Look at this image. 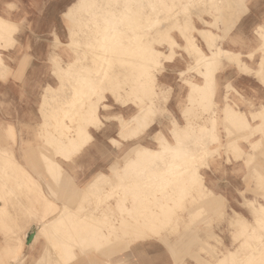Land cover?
<instances>
[{
	"label": "rangeland",
	"instance_id": "rangeland-1",
	"mask_svg": "<svg viewBox=\"0 0 264 264\" xmlns=\"http://www.w3.org/2000/svg\"><path fill=\"white\" fill-rule=\"evenodd\" d=\"M164 1H165L164 4L166 6H164V4L162 3ZM164 1L162 0V2H161V0H148L149 3H146L148 5V7L146 5V9L143 7L142 4H139V6L135 5V7L136 6L139 7V8L136 7V9L138 8L137 12H139V14L135 13V17L138 18L136 20L138 22H140L139 19H141V23H138L137 21L136 22L138 24H143L144 22H147L146 27H145V23L143 24V26H144L143 29H144L145 39H146L147 43L149 42L148 46L159 49L162 53L161 54L162 62H164V65L161 68H159V72H156L157 73V79L153 81V85H154L153 88H154V90L159 91L160 94L166 95V97L168 99L167 102H160L159 108L157 109L156 113L152 117L153 122H154L152 127L143 136H141V138L139 140L124 142L122 144L112 140V138H116L118 140L121 139L120 134H119V125H118L117 116H119V115H124V116L131 115V114L135 113V111L137 110V107H135L133 104L125 106L123 104V100H121V99L117 100L115 98V96H111L110 93H107L108 100L106 101V103L109 104L110 106L107 108L108 111L102 110V114L111 115V117L109 118L110 120H107L105 117H103L105 125L101 128V130H96V129L91 130V132L94 136L93 142H91L89 145L85 146V149L80 154L76 155L73 158V160H71L70 162H67V163L62 162L64 170L63 169H61L60 171L56 170L54 162H56L55 160H57L59 162L62 161L63 150L61 147H59L57 145L58 143L56 144L57 140L55 139V135L57 136L58 130L60 131L62 129H67L66 124H69L71 117L78 116V111L80 110V105H81L80 100L82 97L80 94V91H84V90L88 91L89 90V93H91L93 91V86H94V84H92L93 83L92 79H88V81H86V80L83 81L81 79V76H82V75H80L81 73L80 74L75 73L76 75L74 76V74H72L70 72L63 74L61 72L55 71L56 65L58 67L65 66L66 62H69L71 60H75L74 58L77 56L76 55L77 53H75V51H73L71 49V47L68 45V43L70 41L69 27L71 26V21L69 20L67 12L65 13L66 15H64L65 23L67 25V30L65 32L67 35L64 37L54 36V41L52 43V53L50 54L49 59H48L50 65L52 67L51 68V75L54 78V80H53L54 82L49 81V82H46L44 85L39 86V93H37V94L36 93L30 94L29 92L21 91L20 93L16 94L17 98H14L13 95H10L8 93L5 95V98L0 102V108L2 110H6V113H15V114L17 113L16 116H12V115L7 114V116H1L0 117V157H1V159H0V169H1L0 170V181H2V180L4 181L3 182L4 184L2 183V185L0 182V189H1L0 190V264H34L38 260L37 258H39V259L41 257L43 258V255L48 256L47 258L50 259V260L42 261V262H44V264H63V259H62V257L58 256V254H59L58 251L49 250V245H51V244L53 245L55 242H61L63 244L66 243V244H64V245H66V247H70L72 252L77 253L78 259H80L79 262L82 261L83 259H87L88 256H92L95 259H97L100 264H127L124 261H121L119 259L112 260V257L116 256L118 253H120L124 249L123 247L126 245L125 240L120 241V242L110 243V244L106 243L107 245L105 244V247H103V249L101 248V250L100 249L99 250H95V249L87 250V249H84L86 247L85 244L82 243L81 239H79V238H81V234L79 236V233H81V231H83L82 230V229H84V228H82L83 226H87V227L89 226V228L93 229L92 224H94L95 230L93 229V231H92V229H90V231L88 233V231L86 229V235L87 236L93 235L96 232V230L98 229V227H99V230H101V228L103 226H101L100 224L104 223L103 221H101L102 220L101 215L103 216V218L106 216L105 218L107 221H108V219L110 220V219L114 218L116 215L121 213L120 211L122 209V206H120V205H122L121 202L123 200H124L123 204L125 203L127 205H131L133 202H135V201L137 202V200H139L137 203L140 206H137V208L138 207H139L138 209L146 208V204L149 203V200H151V198H154L153 193L155 192V189L154 190H147V189L142 190V189H139L138 187H135V189L134 188H131V189L128 188L127 189L130 191L123 189L124 191L122 190L119 193L117 190L116 191L112 190L113 189L112 184H104V186H102V188L99 189V191L98 190L94 191L87 198V200L85 202H83L84 207H82V210L84 212L82 210L78 211L79 213L81 212V215L83 214L82 217H81V215L78 216L80 219L77 217L76 213H77L78 208L80 207L79 205H81L82 203H81V195L79 194L77 189L79 187H83L85 185V183L87 181H89V179L95 173H97L99 171L109 172L110 171L109 166L113 163V161L118 160L121 163L124 162L125 161V152L135 142L139 141L143 144L155 147V144L152 140L153 134L157 130L161 129L164 131V133L167 136H170L169 135V129L172 126V120L173 119L178 120V122L181 125L187 123V120L185 117V110L187 109V105H189V103H190L189 98H188L190 82H193V81L201 82L202 81L201 73H200L202 67H200L198 64H196L197 63V57L193 56V54L194 55H196V54H195L193 48H191L192 46L190 44H188V45L186 44L185 39H184V35L186 33L194 35L196 37L194 42L197 43L203 49L204 52L210 53L209 45H207V43L203 40V37L201 36V34L193 28L190 31V28L192 26H194V27L196 26L198 28H210L211 30H213L214 32H216L218 34L217 39L213 44L214 45L213 48H215L216 46H220V47L224 48V41L229 40L227 47L224 49H229V50H233V51H240L243 54V52H242L243 49H247L250 52L255 51L256 49H259V47L261 46V43H262L261 36H259V34H257L258 33L257 29H258L259 25H264V0H262L259 3H254V0H245L244 3L247 5V7L249 9L247 13L251 14L249 16V18H252V22H250L251 23L250 27L252 28V30H251V32H249L251 34L249 36L238 37V38L232 40V43H231V40L229 38H230L231 34L234 32V30L236 28H238V26L235 29H233L230 33H227V26L226 25L228 23L224 24V22H222L223 19L221 18L220 15H218V9H217L219 7V8H221V10H224V9H222L224 4L226 5V3H229L228 2L229 0H227V1L226 0H221V1L220 0H206V3H205V0H203L205 4L203 3L202 0H196V1L195 0H191V1L189 0V2L187 0H185V1L184 0H179V1L175 0L176 3L173 0H171V1L169 0V2H168V0L167 1L164 0ZM214 1H216V5L213 6V4L215 3ZM233 1H235V0H232L230 2L234 3ZM237 1L239 2V0H237ZM146 2H147V0H146ZM199 2L201 4V6L198 5ZM154 3H155V6H152V4L154 5ZM161 3L163 4L162 6H160ZM178 3H179V5H178ZM202 3H203V6H202ZM206 4H208V5H206ZM157 5L160 7H164V9L158 7ZM211 5L213 6V8ZM140 6H141V8H140ZM156 6H157V8H156ZM171 6H173V7L176 6L175 8H177V9H174ZM215 6H217V8H215ZM153 7H155L154 8L155 10H153ZM167 7L171 13L167 10ZM148 8L151 11L152 10L153 11L151 12ZM158 8H160L159 11H161V10L163 11L166 9L167 12L165 10L163 12L164 14L162 13L160 15V13L162 11L157 12ZM171 8H173V11ZM202 8H203V10H202ZM144 9H145V11H143ZM192 9H194V10H192ZM178 10H180V11H178ZM141 11H143L144 13H142ZM154 11H156V12H154ZM190 11H192V12L190 13ZM140 13H141L143 18L140 17ZM165 13L166 14L168 13L169 15L168 16L166 15L167 16L166 17V16H164ZM187 13L189 14V16L186 15ZM192 13H194V14H192ZM207 13H210V14H207ZM137 14H138V16H137ZM144 15H147L148 17L150 15V17L147 18V16H144ZM156 15H157V17L163 16L164 21L161 19L162 17L157 18ZM184 15H186V17H188V18L191 16V20H190V18L188 20V18H186ZM151 16H152V18H154V17L155 18L152 20ZM176 16H178V17H176ZM135 17H133V18H135ZM241 17L243 18V16H241ZM242 18L240 20H242ZM150 19L152 20V22L150 21ZM143 20H144V22H143ZM186 20H187V22H186ZM203 20L209 21L210 24L203 23L204 22ZM126 21H127V19H126ZM126 21H123V23L127 24ZM148 21H150V22H148ZM173 21H174V23H172ZM158 22H159V24H158ZM240 22H243V21H239V23ZM190 23H191V26H190ZM152 24H154L153 25L154 27L152 26ZM215 24L218 27L214 26ZM167 25H168V27L169 26L170 27L168 28ZM160 26H161V28L163 26L162 30H161ZM181 27H183V28H181ZM136 28L133 29L132 33L137 32V31L140 32V30H138L139 28H137V29ZM164 28L166 30H164ZM179 28H180V30H179ZM224 29H225V31H224ZM156 31L159 34V38L157 37L158 34H156L157 33ZM160 31H163V34ZM233 34H235V33H233ZM155 35H157V36H155ZM162 35H164V38ZM150 36H152V38ZM148 37L150 40L148 39ZM153 38H157V39H153ZM164 39H167L169 42L167 40H164ZM157 41H159V42L156 43ZM171 41H173L174 45H177L178 42L181 45V46H175L174 52H172L171 49H169ZM57 42H59V43H57ZM97 42L95 41L96 44H97ZM83 43H84V40L77 41V43L75 44L76 48H78V47L80 48V46L84 45ZM95 43L94 44L92 43L93 45L90 44L89 47L93 48L94 45L96 46ZM230 44H232V46H234V48L230 49V47H228ZM136 47H138V45H134V48H135L134 52L136 51L137 56H138L142 53H140L141 49L136 48ZM96 48H98V46ZM126 51H127V53L129 52L128 50H124V52H126ZM166 53H168V55H166ZM123 55L125 56L126 53ZM172 57H174V58L171 60ZM242 58L244 61H246L248 63V65L252 69H257L259 66L258 63L264 61V51H262L261 49L258 50V52H256V54L254 56V59H250L249 57L245 56L244 54H243ZM178 60L182 61L184 63L183 68H180L181 66L178 63ZM122 62L120 61V64H122L120 66H118L119 64H117L119 62L116 63L117 65L113 63L114 65L111 68L112 70H110V71L113 72V73H111L112 74L111 78L114 77L113 78L114 81H112V79L110 78L111 79L110 82H114L116 84V86L114 83H112V84L110 83V84L112 85L113 89H116L118 86V89L121 91L122 94H124V90H122V88L120 86L125 85L126 83L131 82L134 79L139 80L141 73H137V71L141 72V65H139L140 61H138L137 62L138 64L135 63V65L137 64L136 66L133 64L132 67L130 68L127 61L124 60V62L127 64H126V67H123L124 62L123 63ZM93 65H95V66H93ZM93 65H92L93 67L91 66V68H93V70L91 69V71H96L95 69L98 68V65L97 64H93ZM121 66H122V68H121ZM118 67H119V69L121 68L123 70L122 71H121V69L119 70ZM127 67H129V69H127ZM229 68L231 70L229 72L225 73L226 70H228ZM80 69L83 70V67L80 66ZM136 69H139L140 71L136 70ZM135 70H136V73H135ZM183 70H185V72H184V74H181V71H183ZM117 71H121V73L118 75L119 72H117ZM123 71H125V72H123ZM126 71H129V72H127L128 74L126 73ZM196 71H198V72H196ZM232 71L236 74H243L239 69L236 68L235 65L227 63L226 61H223L221 63L219 72L217 74V86H215V88L217 90L216 92L219 94V92H220V81H222V80L226 81V85L224 87V92H223V94H224L223 98L224 99L221 100L219 98V96H216L217 97L216 101L218 102L217 106H209V104H208V106L201 107L198 105L197 102H195V105L192 106V109H191V115H189V116H191L192 120H194V121L201 120L202 118H205V120L208 122V124H213V123H211V121H209V118L212 115H214L213 113L215 112L217 115V119H218L217 125H215L214 128H212V130L214 129L215 131L210 130L211 135L208 134L207 137L205 138V142L208 145L207 148L211 149L208 153L209 155H207L206 159H204L203 161L198 160L196 162V165L200 166V167L198 166L199 173L202 174L203 178L200 175L198 176V173L197 174L195 173L193 175H190L192 177L185 176L184 177L185 181H184V178L182 177L183 178V181L181 179L182 182L180 181V178H181L180 177L175 183L177 185L173 184L176 187L177 186L180 187L181 185H184L186 188L183 189L184 191L183 190L177 191V193L174 196L172 194V195H169V197H167V199H169V204H168L169 206L167 205L165 207H161V209L159 208L160 210L164 209V211L167 208L166 211L164 212V213H166L167 216L164 217V219H162V221L157 226V229L151 234L150 237L144 238L145 240L161 243V245L166 248L167 254L171 259L170 264L175 262L174 257L181 258L182 259L181 264H201V263L202 264H214L215 262H219L220 261L219 259L221 257H223V255L225 253L229 252V250H233L239 246H241L240 247L241 248V251H240L241 254L239 256H237L235 259H233V261H231V263L229 262L228 264H234L235 262H236L235 264H243V262H244V264H251V263H253V264L254 263L255 264H260V263L264 264V262H263V260H264L263 259L264 258V255H263L264 254V247L262 246V245H264V237H260V236H262L261 231H264V226H263L264 222L258 224L259 222L255 219V217L251 214V212L249 210V203L253 202L255 204H258V203L264 204V125L262 124L263 126L262 125L258 126L260 128H257V129L254 128V129H250V130H245V129H240V128L230 129V127H228L227 124L221 119L222 107L225 104V99L234 108L243 110L251 118V112H255L257 109L260 108L261 104H264V96L263 97H260V96L259 97H248L244 93H242L238 89V87L234 84L233 80L231 78H229V76H228ZM114 73H115V75H114ZM133 73H134V76H132ZM58 75H60V78ZM129 75L131 76V78ZM248 75H250V77H252V78L254 77L256 80H258V84H260V86H262V88L264 89V83L262 80H260L257 77L256 71L252 70L250 73H248ZM119 76H120V78H119ZM124 76H125V78H123ZM136 76H137V78H136ZM116 77H117V79L115 80ZM120 79H122V80L120 81ZM130 79H132V80H130ZM106 80H105V83L108 82V80H107V82H106ZM147 80L148 81H146V82L144 81V84H145V87L147 89H149V86H151V81H149V77ZM69 81H70V83H69ZM71 82H72V84H71ZM116 82L117 83L119 82V84H117ZM105 83H104V85H105ZM48 84L53 85V86H58V91H57L58 94L56 93L54 100L52 99V101L48 104L46 109L43 111V110H41V106H40L41 97H42V93L45 90V87ZM77 84H78V88H77ZM82 84L84 86H82ZM87 84H88V86H87ZM74 86H76V87H74ZM67 87H68V89H67ZM69 87H70V89H69ZM70 90H71V92H70ZM75 90H77V91H75ZM74 92H78V93H76L74 95ZM97 93L94 94V92H93V94H91V99L96 98L98 95ZM139 93L141 95H143L142 91H140ZM151 96L145 95V99H146L145 102L146 103H149L151 101ZM76 99H78V100H76ZM73 100L74 101L76 100L77 102L75 104L71 103ZM86 101L88 102L87 98H85V103H86ZM77 103L79 105H77ZM82 105H84V102ZM72 108L73 109L76 108V109L73 110ZM213 110H214V112H213ZM70 111H72V112H70ZM45 118L48 119L47 123H45ZM108 121H110V122H108ZM256 123H258V121H252V124H256ZM214 132H215V134L220 136L219 139H217V138L214 139V136L212 135V134H214ZM232 132L234 133V135L237 134L236 135L237 137L234 135H233L234 136L233 137L231 135V134H233ZM249 132H250V134H248ZM51 135H53L54 138ZM234 138L236 141L234 140ZM231 139H233L234 142H237L241 146L243 145L242 148L244 149L243 150L244 152L242 150H239V151L235 150V152H234V149L227 150V147L223 144H226L227 141H229ZM252 141H255V143H252ZM28 144H31V145L28 147ZM195 144L196 143H194L193 145H195ZM27 147L30 150L28 154H26V152L24 151ZM39 147H40V149H39ZM47 149H49V150L47 151ZM216 150H217V152H216ZM41 151H43V152H41ZM232 152H234V154ZM255 152H256V154H255ZM47 153L49 154V156ZM249 153H250V155H248ZM52 154H54V155H52ZM252 154H253V156H252ZM235 155H237V157ZM46 156H48V157H46ZM250 159H251V161H250ZM96 160L101 161L102 163L101 164H94V161H96ZM161 165L162 164H159V166H161ZM258 165H260L261 169L263 168V170H261L260 166H258ZM38 166H40V167H38ZM247 166L248 167L250 166V167L247 169ZM2 167H5V168H2ZM6 169L8 172L6 171ZM250 169H251V171H250ZM21 170H23V172ZM35 170H36V173L34 172ZM249 171H250V173H249ZM261 171L263 173H261ZM6 173H8V175ZM12 173L14 175H12ZM23 174H25V175H23ZM19 176H21V178H19ZM22 176H24V179L22 178ZM194 176H195V178L193 179ZM26 177L30 178V179L27 180ZM12 180H13V182L14 181L15 182L13 183ZM116 180H111L109 182H112V181L116 182ZM190 180H192V181H190ZM159 181L161 184L165 180H162V178H160ZM8 182H10V183H8ZM12 183L18 185V187L16 186L15 189L19 188L21 186V183H22V185H25V184L26 185H25V187L21 186L20 190L19 189L15 190V189H13L14 188L13 186H15V185H13ZM30 183L31 184L33 183V184L31 185ZM68 183L70 184L71 187L69 186ZM8 184H9L10 188H9ZM11 184H12V187H11ZM71 184H73V185H71ZM135 184H138V182ZM163 184H165V182ZM179 184H181V185H179ZM202 184H205L211 192H207V190L203 191L204 187ZM188 185H189V187H188ZM175 186H173V187H175ZM27 187L29 188V189H26L27 191L23 190ZM72 187H73V189H72ZM168 187H170V189H171L172 185L171 186L169 185ZM11 189H13V190H11ZM39 189L41 190V192ZM167 189H169V188H167ZM167 189L166 188L163 189V191H162L163 194L168 193ZM247 189H249V191ZM251 189H253V190H251ZM6 190H7V192H6ZM9 190H11V191L8 192ZM17 190H19L20 193ZM22 190H23V192H22ZM260 190H261V192H260ZM13 191H14V193H13ZM111 191H113V193ZM145 191H146V194H145ZM254 191H255V193H254ZM4 192H6V193H4ZM30 192H32V193H30ZM132 192L136 193L137 195L133 194ZM22 193H24V194L27 193V194L25 196L23 194L22 195L23 197H20L19 194L21 195ZM45 193L54 202L48 200L45 197ZM161 193L159 192V195H161ZM218 193H229L230 195L219 196V195H217ZM8 194H9L10 198H6V197H8ZM41 194H42V196H41ZM62 194H63V197H62ZM10 195H12V198ZM211 195H216V196H211ZM13 196H14L15 201H17V203L15 201H13ZM26 196H28V198ZM64 196H65V198H64ZM24 197H26L28 200H26V198L24 199ZM139 197L140 198L142 197V198L140 199ZM172 197H173V199L175 198L176 201L175 200L172 201L171 200ZM191 197H192V199H191ZM66 198H67V200L69 199L68 203L66 201ZM79 198H80V200H79ZM147 198H149V200L146 203L145 201L147 200ZM160 198H162V197H160ZM160 198H159V200H161ZM10 199H11V201H13L14 204L13 203L10 204L11 203V202H9ZM23 199L25 201H23ZM37 199L38 200L40 199L39 201H41V202L37 201ZM120 199H121V201H120ZM159 200H158L159 203L164 201L163 198L161 201H159ZM199 200H201V201H199ZM20 201L22 203H20ZM30 201H31V203H30ZM198 201L201 203H197ZM142 202L144 203V207H142V205H141ZM158 202H156V203H158ZM7 203L9 206L7 205ZM39 203H41V204H39ZM63 203L67 204L70 207L69 208L70 211L68 212L69 216L67 215L66 220H64V222H63L64 224L62 223L61 227H60V225H58V226L50 225L47 227L48 230H46V228H44L43 229L44 231L41 228L38 229L37 230L38 234H37V238H36L37 243L31 244V241L29 240L30 237L28 238V234L30 232H33L32 231V225L41 224V226H42L44 221H46L50 217H55L59 211L58 206H62ZM117 203L120 205H118ZM20 204L25 205L26 207L29 204L30 205L27 207L28 208L27 209L25 206H22ZM31 204H33V205H31ZM46 205H47V207H46ZM55 205H58L57 206L58 208ZM217 205L218 206L220 205L219 207H221V208H218ZM7 206H8V209H6ZM31 207H34V209ZM119 207H120V210H119ZM213 207H214V209H217V211L214 210ZM205 208L206 209L209 208L210 210L208 209L209 210L208 211ZM196 209H198V210H196ZM38 210H39V212H38ZM71 211H73V212H71ZM115 211H116V213H115ZM171 211H173L174 213H172ZM213 211H215V212H213ZM234 211L238 212V215L240 217L249 221L248 226L246 228H243L241 225H237L234 227L230 224L231 218L236 216ZM109 212H110V214L112 213L111 216L109 215ZM74 213H75V216H74ZM168 213H169V215H168ZM84 214H85V216H84ZM193 214H195V215H193ZM199 214L201 217L199 216ZM206 214H207V216H206ZM72 216L74 218H72ZM75 217H77V218H75ZM83 217H85V218H83ZM89 217H91V218H89ZM38 219H39V222L36 221ZM85 219H87V220H85ZM91 219L94 221L91 222ZM98 219H101V220L98 221ZM199 219H200V221H199ZM74 220L76 221V223ZM80 220H82V221H80ZM83 220L85 222H83ZM201 221H203V222H201ZM82 222H83V224H82ZM86 222H89L90 224L88 223L85 225ZM96 222L99 224V226H98V224H96ZM175 222H176V225H175ZM66 223H67V225H66ZM68 224H69V227H67ZM73 225H75L76 227ZM81 225H83V226H81ZM253 225H254V227H253ZM63 226H64V228H62ZM100 226H101V228H100ZM175 226H177V227H175ZM65 227L68 228L67 230L69 232L66 230ZM58 228H60V230H58ZM78 228H79V230H78ZM187 228L190 229L189 232L187 231L188 230ZM71 229H72V231H71ZM52 230H54V231L51 232ZM258 230L260 231L259 233H261L260 235H258L259 238L257 236ZM19 231H20V233H19ZM60 231L62 233H60ZM184 231L188 234H186ZM209 231H211V232H209ZM58 232H59V234H58ZM148 232L149 233L151 232L150 229ZM47 233H48V236H47ZM49 233H50V235H49ZM24 234L26 235L25 240H24ZM45 235L47 236V238ZM140 235H141V233H140ZM263 235H264V232H263ZM75 236L78 237V240ZM162 237L164 239L163 241H162ZM56 238H58V239H56ZM180 238H181V240H180ZM144 239H140V240H144ZM175 239H176V241H174ZM260 239H261V241H260ZM40 240H42L44 243L38 244V242ZM178 240H180V241H178ZM253 240H257V241H253ZM74 241H76V242H74ZM86 241L88 242L89 240H86ZM177 241L179 243H181V242L182 243L181 244L176 243ZM76 243H78V244H76ZM258 243L262 247H259ZM166 244H167V246L169 244L170 245L167 247ZM113 246H115V247L113 248ZM258 247H259V249H258ZM116 248H118V249H116ZM168 248H169V250H168ZM254 249H256L257 253L255 251H253ZM260 249H262V250H260ZM106 250H107V252H106ZM108 250H109V253H108ZM257 250H260V251H257ZM249 251H250V253H249ZM80 252H83V253H80ZM85 252H86V254H85ZM193 252H194V254H193ZM261 252H262V254H261ZM170 253H172V254H170ZM252 254L255 256H253ZM50 255L52 257L54 256L53 257L54 259L51 258ZM261 257H263V258H261ZM257 258H259V260ZM260 258L263 260H261ZM254 259L257 260V263L255 262ZM202 260H204V261H202ZM56 262H58V263H56Z\"/></svg>",
	"mask_w": 264,
	"mask_h": 264
},
{
	"label": "bare ground",
	"instance_id": "bare-ground-1",
	"mask_svg": "<svg viewBox=\"0 0 264 264\" xmlns=\"http://www.w3.org/2000/svg\"><path fill=\"white\" fill-rule=\"evenodd\" d=\"M173 1L175 2V0H173ZM187 1L189 2V0H187ZM230 1H232V0H229L228 1L229 3H226V5L224 4V6L222 8L224 10H221V8H219V7L217 8V6H215V8L218 9V15H220L221 18L223 19L222 22H224V24L225 23H228L226 25L227 26V33H230L237 26L238 22L242 18L241 16L245 15L248 12V10H249L248 7H247V5L244 3L245 0H239V2L237 0H235V1H233L234 3L230 2ZM161 2H162V0H161ZM168 2H169V0H168ZM200 2H199L198 5L201 6ZM214 2L215 3L213 4V6L216 5V1H214ZM146 3H149L148 0H147V2H146V0H76L68 8V10L66 11L67 12V15L69 17V20L71 21V26L69 27V37H70V41H69L68 45L71 47V49L73 51H75V53H77L76 54L77 56L74 58L75 60H71L69 62H66V65L65 66L58 67L56 65V70L55 71L61 72L63 74L64 73L66 74L67 72H70V73L74 74V76L77 73H79V74L81 73L80 74V75H82L81 76V79L83 81H85V80L88 81V79H92V81H93L92 84H94V86L92 85L93 86V91L91 93H89V90L88 91H85V90L84 91H80V94H81L82 97H81V100H80L81 101V105H80V110L78 111V116L71 117L69 124H66V128L67 129H62L60 131L58 130L57 136L55 135V139L57 140L56 144L58 143L57 145L59 147H61L62 150H63V153H62V161L59 162V161L55 160L56 162H54V165H55V168H56L57 171H60L61 169L64 170L63 163H67V162H70L71 160H73V158L76 155L80 154L85 149V146H87L91 142H93L94 136H93L91 130L92 129L101 130V128L105 125V122H104V118L103 117H105L107 120H110L109 118L111 117V115L102 114V110L108 111L107 108L110 106L109 104L106 103V101L108 100L107 93H110L111 96H115V98L117 100H120V99L123 100V104L125 106L130 105V104H133L135 107H137V110L135 111V113H133L131 115H128V116L119 115V116H117V118H118V125H119V134H120V138L121 139L118 140L116 138H112V140L115 141V142H118L120 144H122L124 142L139 140L141 138V136H143L152 127V125L154 123L152 117L156 113L157 109L159 108L160 102H167L168 101L166 95L160 94L159 91L154 90V88H153V86H154L153 85V81L157 79V73L156 72H159V68H161L164 65V62H162V59H161V54L162 53H161V51L159 49H156L154 47L148 46V43L149 42L147 43V41L145 39L144 29H143L144 28L143 24L145 23V27H146L147 26L146 25L147 22H144V20H143V22H144V23L142 22L143 24H138V23H141V19H139L140 22H138L136 20L138 18L135 17V13H138L139 14V12H137L138 11L137 9L139 8L138 7L139 4H142L143 7L146 9V5H147ZM162 3L164 4L165 1L162 2ZM162 3H161L160 6L163 5ZM203 3H204V1H203ZM203 3H202V6H203ZM205 3H206V0H205ZM135 5H138V6H136V7H138L137 9H136ZM178 5H179V3H178ZM206 5H208V4H206ZM152 6H155V3H154V5L152 4ZM157 6H156V8H157ZM160 6H158V7H160ZM164 6H166V5L164 4ZM213 6H212V8H213ZM147 7H148V5H147ZM171 7H173V6H171ZM175 7H173V8L174 9H177ZM140 8H141V6H140ZM154 8L155 7H153V10H155ZM160 8L164 9V7H160ZM160 8H158L157 12L159 11ZM173 8H171L172 11H173ZM145 9L143 11H145ZM165 10H163V11L161 10L162 12L159 11V12H161L160 15ZM167 10H168V7H167ZM167 10H166V12H167ZM192 10H194V9H192ZM202 10H203V8H202ZM143 11H141V12L144 13ZM178 11H180V10H178ZM154 12H156V11H154ZM191 12L192 11H190V13ZM138 14H137V16H138ZM192 14H194V13H192ZM207 14H210V13H207ZM166 15L168 16L169 14L168 13L167 14L165 13L164 16H166ZM186 15L189 16L188 13ZM186 15H184V16L186 17ZM144 16H147V15H144ZM133 17H135V18H133ZM140 17H142L141 13H140ZM149 17H150V15H149ZM149 17L147 16V18H149ZM156 17H157V15H156ZM176 17H178V16H176ZM154 18H152V16H151V19L152 20ZM157 18H161L163 20L164 17L163 16H160V17H157ZM186 18H188V17H186ZM189 18L191 20V16ZM189 18H188V20H189ZM126 19H127V21H126ZM151 19H150V21L152 22ZM123 21H126L127 24L126 23L124 24ZM150 21H148V22H150ZM203 21H204L203 23H205V24H210V22L207 21V20H203ZM186 22H187V20H186ZM172 23H174V21ZM158 24H159V22H158ZM153 25L154 24H152V26ZM11 26H12V22H10L9 20H6V19H3L2 17H0V41L1 40H4L7 36H9V34H10V30L9 29L11 28ZM190 26H191V23H190ZM214 26L218 27L216 24ZM136 27L139 28L138 30H140V32L137 31V32L132 33L133 29H135ZM167 27H168V25H167ZM160 28H161V26H160ZM162 28H163V26H162ZM162 28H161V30H162ZM181 28H183V27H181ZM192 28L195 29L197 32H199L201 34V36L203 37V40L207 43V45H209L210 53L204 52L203 49L197 43L194 42L195 39H196V37L194 35H191V34H188V33H186L184 35V39H185L186 44L187 45L190 44L192 46L191 48H193V50H194V52L196 54V55L193 54V56H196L197 57V63L196 64H198L200 67H202V69L200 71L202 81L201 82H197V81L190 82V88H189V92H188V98H189L190 103H189V105H187V109L185 110V117H186L187 123L181 125L178 122V120L173 119L172 120V126L169 129V135L170 136H167L164 133V131L161 130V129L157 130L153 134L152 140H153V142L155 144V147H152L150 145H146V144H143V143L137 141L134 144H132L127 149V151L125 152V161L124 162L121 163L118 160H115L109 166V168H110V171L109 172L99 171V172L95 173L90 178V180L85 183V185L83 187H79L77 189V191L81 195V203L82 204L79 205L80 207L78 208L76 214H77V217L79 215H81V212L79 213L78 211H81L82 210V207H84L83 202H85L87 200V198L94 191H96V190L99 191V189H101L102 186H104V184H112V186H113V189L112 190L113 191H116L117 190L119 193L123 189L124 190H127L128 188H130V189L131 188H134L135 189V187H138L139 189H142V190H145V189H147V190H154L155 189V192L154 193L152 192L154 198H151V200H149V198H147V200L145 202L147 203L148 200H149V203L148 204L145 203L146 204V208H142V209H138L139 207L137 208V206H140L137 203L139 200H137V202L136 201L133 202L131 205H127L125 203L123 204V201L124 200L121 202L122 205H120V204L117 203L118 205L122 206V209L120 211L121 213H119L118 215H116L114 218H112L110 220L108 219V221L105 218L106 216L103 218V216L101 215L102 220L101 219H98V221L101 220V221L104 222V223L100 224L103 227L101 228V226H100L101 230H99V227H98V229L96 230V232L95 233L93 232L94 233L93 235H90V236H87L86 235V229H87V231L89 233L90 229H92V228H89V226L87 227V226L81 225V226H83L82 228H84V229L81 228L83 231H81V233H79V236L81 234V238H79V239H81L82 243L85 244L86 247L84 249H87V250H91V249L92 250L93 249L99 250L100 249L101 250V248L103 249V247H105V244L106 243L107 244L108 243L110 244V243L120 242V241H124V240L126 242V245L123 248L126 249V248L130 247V245H132L136 241H138L140 239H144V238L150 237L151 234L157 229V226L162 221V219H164V217L167 216L166 213H164L167 208L165 209V211H164V209L163 210H160L161 207H165V206H167L169 204V199H167V197H169V195H172V194L174 196L177 193V191L183 190L184 188H186L184 185H181V184H179V185H181L180 187L179 186L176 187L175 186V185H177V184H175L176 181L180 177H181L180 178V181H181V179L183 181V178L185 176H190V175H193L195 173L196 174L198 173V176L200 175L203 178L202 174L199 173V168H198L199 165L197 166L196 165V162L198 160H202L203 161L204 159H206L207 155H209L208 153H209V151L211 149L210 148H207L208 145L205 142V138L207 137L208 134H210V132H211L210 130H212V128H214L215 125H217L218 119H217V115L214 112V110H213V112H214L213 114L214 115H212L210 118L208 117L209 118V121H211V123H213V124H208V122L205 120V118H202L201 120L194 121V120H192L191 116H189V115H191V109H192V106L195 105V102H197L198 105L201 106V107L208 106V104H209V106H217L218 105V102L216 101V94H217L216 91L217 90H216L215 86H217V74L219 72L220 65H221V63L223 61H226L227 63H230V64L235 65L237 69H239L242 73H245V74L250 73L252 70L256 71L257 72V77L260 80H262L263 83H264V61L258 63L259 66H258L257 69H252L248 65V63L243 60V58H242L243 54L240 51H233V50H229V49H224V48H222L220 46H216L215 48H213V46H214L213 44L216 41L217 36H218V34L216 32H214L210 28H198L196 26L195 27L192 26L190 28V31H191ZM164 30H166V29L164 28ZM179 30H180V28H179ZM224 31H225V29H224ZM160 32L163 34V31H160ZM257 32H258L257 34H259V36H261L262 43H261V46L259 47V49H256L255 51H252V52H250L247 55L250 59H254V56H255L256 52H258V50L261 49L262 51H264V25H259V27L257 29ZM156 34H158V32ZM155 36H157V35H155ZM162 36L164 38V35H162ZM150 37L152 38V36H150ZM157 37L159 38V34H158ZM148 39H149V37H148ZM153 39H157V38H153ZM79 40L80 41L84 40V43H83L84 45L80 46V48L79 47L76 48L75 44ZM164 40H167V39H164ZM95 41L96 42L98 41L97 44L95 43ZM159 41H157L156 43H158ZM91 42L93 44L95 43L96 46L94 45L93 48L92 47H89V45L92 44ZM57 43H59V42H57ZM134 45H138V47H136V48H140L141 49L140 50L141 51L140 53H142V54H140V55L137 56L136 51L134 52V50H135ZM97 46H98V48H96ZM175 46H181V45L179 44V42L177 43V45H174L173 41H171L170 42L169 49H171V51L174 52L175 51V49H174ZM123 49L124 50H128L129 52L128 53H127V51L124 52ZM125 53H126L127 56L126 55L125 56L123 55ZM166 55H168V53H166ZM173 58L174 57H172L171 60ZM124 60L127 61V63L129 64L130 68L132 67L133 64L135 65V63H137L138 61H140L139 62L140 63L139 65H141V72H138L137 71V73H141V76L139 77V80H135L134 79L133 81L128 82L125 85L120 86L122 88V90H124V94H122L121 91L118 89V86H117L116 89H113L112 88V85L111 84L114 83V82H110V80L112 79V81H114L113 80L114 77L112 76L113 78H111V75H112L111 73H113V72H111L110 70H112L111 68L117 62H119V63H117V64H119L118 66L122 65V64H120V61L121 62L122 61L124 62ZM127 63L124 62V65L125 66L123 65V67H126V64ZM93 64H97L98 65V68L96 67L97 69H95L96 71H91V69L93 70V68H91V66ZM80 66L83 67V70L80 69ZM93 66H95V65H93ZM3 67H4V61H3L2 57L0 56V69H2ZM121 68H122V66H121ZM118 69H119V67H118ZM127 69H129V67H127ZM139 69H136V70H139ZM122 70L123 69H121V71ZM136 70H135V73H136ZM121 71H117V72H119L118 75L121 73ZM123 72H125V71H123ZM127 72H129V71H126V73ZM184 72H185V70L181 71V74H184ZM196 72H198V71H196ZM114 75H115V73H114ZM58 76L60 78V75H58ZM132 76H134V73H133ZM148 77H149V81H151V86H149V89H147L145 87V84H144V81L145 82L148 81L147 80ZM119 78H120V76H119ZM123 78H125V76ZM130 78H131V76H130ZM136 78H137V76H136ZM106 79L108 80V82H107ZM116 79H117V77L115 78V80ZM105 80H106L107 83H105ZM121 80L122 79H120V81ZM130 80H132V79H130ZM69 83H70V81H69ZM104 83H105V85H104ZM71 84H72V82H71ZM117 84H119V82ZM82 86H84V85L82 84ZM87 86H88V84H87ZM115 86H116V84H115ZM74 87H76V86H74ZM77 88H78V84H77ZM67 89H68V87H67ZM69 89H70V87H69ZM57 91H58V86H53V85L48 84L45 87V90L42 93V97H41V104H40L41 110L44 111L46 109V107L48 106V104L52 101V99L54 100V97L56 96ZM75 91H77V90H75ZM140 91H142V94L143 95H141L139 93ZM70 92H71V90H70ZM93 92H94V94L98 92L97 93L98 95H97L96 98L91 99V94H93ZM76 93H78V92H74V95ZM145 95H150V96L152 95L151 96V101L149 103H146L145 102V100H146L145 99ZM85 98L88 99V102L86 101V103H85ZM76 100H78V99H76ZM76 100L75 101L73 100L71 103L75 104L77 102ZM83 102H84V105H82ZM77 105H79V104L77 103ZM74 109H76V108H74ZM70 112H72V111H70ZM221 119L227 124L228 127H230V129L240 128V129L250 130V129H254V128H256V129L257 128H260L258 126H260L262 124L264 125V104H261L260 105V108L257 109L255 112H251V118H250L249 115L246 112H244L243 110L234 108L225 99V104L222 107ZM252 121H258V123L252 124ZM47 122H48V119L45 118V123H47ZM108 122H110V121H108ZM212 131H215V130L213 129ZM248 134H250V132ZM212 135L214 136V139L215 138H217V139L220 138V136L217 135V134H215V132ZM231 135L233 136L234 133L231 134ZM236 135H234V136H236ZM51 136H53V135H51ZM53 138H54V136H53ZM235 138H234V140H235ZM194 143H196V144L193 145ZM252 143H255V141H252ZM30 145L31 144H28V147ZM223 145H225L227 147V150L234 149V152H235V150H238V151L239 150H242V151L244 150L242 148L243 145L241 146L237 142H234L233 139L227 141V143L226 144H223ZM28 147L24 150L26 152V154H28L29 151H30ZM39 149H40V147H39ZM48 150L49 149H47V151ZM41 152H43V151H41ZM216 152H217V150H216ZM234 152H232V153L234 154ZM255 154H256V152H255ZM52 155H54V154H52ZM248 155H250V153ZM48 156H49V154H48ZM48 156H46V157H48ZM235 156L237 157V155H235ZM252 156H253V154H252ZM0 159H1V157H0ZM250 161H251V159H250ZM159 164H162V165L159 166ZM258 166H260V165H258ZM38 167H40V166H38ZM249 167L247 166V169ZM2 168H5V167H2ZM7 169H6V171H7ZM260 169H261V166H260ZM261 170H263V168ZM21 171L23 172V170H21ZM250 171H251V169H250ZM250 171H249V173H250ZM34 172L36 173V170ZM261 173H263V172L261 171ZM6 174L8 175V173H6ZM12 175H14V174L12 173ZM23 175H25V174H23ZM190 177H192V176H190ZM19 178H21V176H19ZM22 178L24 179V176H22ZM160 178H162V180H165V181H163V183L165 182V184H163V183L160 184V181H159ZM194 178H195V176L193 177V179ZM28 179H30V178H27V180ZM111 180H116V182H114V181L109 182ZM184 181H185V178H184ZM190 181H192V180H190ZM0 182H1V185H2V183L4 181L2 180ZM12 182H13V180H12ZM137 182H138V184H135ZM8 183H10V182H8ZM12 184H11V187H12ZM173 184H175V185H173ZM13 185H15V186H13L14 187L13 189H15L16 186L18 187V185H16V184H13ZM25 185H22V183H21V186H24L25 187ZM71 185H73V184H71ZM169 185L170 186L172 185V188L171 189H170V187H168ZM202 185L204 187L203 191L204 190H207V192H211L207 188V186L205 184H202ZM8 186H9V184H8ZM21 186L19 188H16V189H19L20 190ZM69 186H70V184H69ZM173 186H175V187H173ZM188 187H189V185H188ZM9 188H10V186H9ZM165 188L166 189L167 188L170 189V190L167 189L168 190L167 191L168 192L167 194H165V193L163 194V192H162L163 189H165ZM13 189H11V190H13ZM26 189H29V188L27 187V188H25L23 190H26ZM72 189H73V187H72ZM11 190H9L8 192H10ZM19 190H17V191L19 192ZM23 190H22V192H23ZM247 190L249 191V189H247ZM251 190H253V189H251ZM113 191H111V192L113 193ZM127 191H130V190H127ZM146 191H145V194H146ZM6 192H7V190H6ZM6 192H4V193H6ZM40 192H41V190H40ZM159 192L160 193L162 192L161 195H159ZM260 192H261V190H260ZM13 193H14V191H13ZM30 193H32V192H30ZM132 193L133 194H136L134 192H132ZM254 193H255V191H254ZM9 194H8V197H6L7 195L5 194L6 195L5 197L6 198H10L9 197ZM23 194L24 193H22L21 195L19 194V196L20 197H23L22 196ZM26 194H24V196ZM10 196L12 198V195H10ZM14 196H13V201H15ZM41 196H42V194H41ZM211 196H216V195H211ZM26 197L28 198V196H26ZM26 197H24V199ZM45 197L48 200L54 202L53 200H51L48 197V195L46 193H45ZM62 197H63V194H62ZM160 197H162L164 201H162V202L159 203L158 200H159ZM27 198H26V200H28ZM64 198H65V196H64ZM162 198H160V199L162 200ZM24 199H23V201H25ZM191 199H192V197H191ZM39 200L37 199V201H39ZM68 200L66 198L67 203H68ZM79 200H80V198H79ZM161 200H159V201H161ZM171 200L172 201L173 200L176 201V199L175 198L173 199V197L171 198ZM13 201H11V199H10V201H9V202H11L10 204H12ZM120 201H121V199H120ZM199 201H201V200H199ZM199 201L197 203H201ZM15 202L17 203V201H15ZM39 202H41V201H39ZM156 202H158V203H156ZM20 203H22V202L20 201ZM30 203H31V201H30ZM39 204H41V203H39ZM7 205H8V203H7ZM20 205H22V204H20ZM31 205H33V204H31ZM141 205H142V207H144V203L143 202L141 203ZM8 206H7L6 209H8ZM22 206H25V205H22ZM55 206L57 207L58 205H55ZM219 206H218V208H221ZM46 207H47V205H46ZM58 207H59L58 214L54 218H51L49 220L44 221L43 224H42V226H41V229L42 230L44 228H46V230H48L47 227L50 226V225H55V226L60 225V227H61V224L64 222V220H66V217L68 215V212L70 211L69 210L70 207L67 204H64V203L62 204V206H58ZM214 207H213V209H214ZM31 208L34 209V207H31ZM198 209H196V210H198ZM208 209L209 208H207L206 210H208ZM119 210H120V207H119ZM214 210L217 211V209H214ZM249 210H250L251 214L255 217V219L259 222L258 224L264 222V204L263 203H258V204H255L253 202L252 203H249ZM38 212H39V210H38ZM71 212H73V211H71ZM171 212L174 213L173 211H171ZM213 212H215V211H213ZM115 213H116V211H115ZM169 213H168V215H169ZM234 213L236 214V216L233 217V218H231L230 224L232 226H234V227L237 226V225H241L243 228H246L248 226L249 221H247V220L243 219L242 217H240L238 215V212L234 211ZM111 214L109 212V215L110 216H111ZM193 215H195V214H193ZM74 216H75V213H74ZM82 216H83V214L81 215V217ZM84 216H85V214H84ZM199 216H200V214H199ZM206 216H207V214H206ZM77 217H75V218H77ZM72 218H74V217L72 216ZM83 218H85V217H83ZM89 218H91V217H89ZM85 220H87V219H85ZM36 221L39 222V219L36 220ZM80 221H82V220H80ZM92 221H94V220L91 219V222ZM199 221H200V219H199ZM83 222H85V221L83 220ZM83 222H82V224H83ZM201 222H203V221H201ZM75 223H76V221H75ZM88 223L89 222H86L85 225L88 224ZM69 224H68L67 227H69ZM96 224H98V223L96 222ZM66 225H67V223H66ZM92 225H93V229H94V224H92ZM175 225H176V222H175ZM64 226L62 228H64ZM73 226H75V225H73ZM98 226H99V224H98ZM67 227H65L66 230L68 229ZM175 227H177V226H175ZM253 227H254V225H253ZM93 229H92V231H93ZM149 229L151 231L150 233L148 232ZM58 230H60V228H58ZM78 230H79V228H78ZM189 230L190 229H188L187 231L189 232ZM53 231L54 230H52L51 232H53ZM71 231H72V229H71ZM209 232H211V231H209ZM259 232L260 231L258 230V234L256 233L257 236L262 233V236H260V237H264V235H263V232L264 231H261V233H259ZM19 233H20V231H19ZM60 233H62V232L60 231ZM140 233H141V235H140ZM58 234H59V232H58ZM186 234H188V233H186ZM49 235H50V233H49ZM47 236H48V233H47ZM47 236H46V238H47ZM75 237L78 240V237L77 236H75ZM25 238H26V235L24 234V240H25ZM258 238H259V236H258ZM56 239H58V238H56ZM261 239H260V241H261ZM86 240H89V241L87 242ZM163 240L164 239L162 237V241ZM180 240H181V238H180ZM180 240H178V241H180ZM174 241H176V239ZM178 241L176 243H179ZM253 241H257V240H253ZM74 242H76V241H74ZM181 243H179V244H181ZM64 244H66V243H64ZM64 244L61 243V242H55L53 245L52 244L49 245V250H56V251H58V253H59L58 256L59 257H62L63 264H100L98 262V260L95 259L92 256H88L87 259H83L82 261L79 262L80 259H78L77 253L76 252H72V250L70 249V247H66V245H64ZM76 244H78V243H76ZM258 245H259V243H258ZM166 246H167V244H166ZM262 246L264 247V245H262ZM262 246L259 245V247H262ZM114 247L115 246H113V248ZM240 247L241 246H239V247H237V248H235L233 250H229V252L225 253L223 255V257H221L219 259L220 260L219 262H215L214 264H228L229 262L231 263V261H233V259H235L237 256H239L241 254L240 253V251H241V248ZM259 247H258V249H259ZM116 249H118V248H116ZM168 250H169V248H168ZM260 250H262V249H260ZM260 250H257V251H260ZM253 251L256 252V249H254ZM106 252H107V250H106ZM80 253H83V252H80ZM108 253H109V250H108ZM172 253H170V254H172ZM249 253H250V251H249ZM85 254H86V252H85ZM193 254H194V252H193ZM261 254H262V252H261ZM253 256H255V255H253ZM47 257L48 256H44L43 255V258L41 257L42 259L40 258L34 264H44V262H42V261L50 260ZM53 257L51 256V258H53ZM174 258H175V262L172 263V264H181V261H182L181 258H176V257H174ZM261 258H263V257H261ZM257 259L259 260V258H257ZM263 259H261V260H263ZM202 261H204V260H202ZM255 262L257 263V260H255ZM263 262H264V260H263ZM56 263H58V262H56ZM243 264H244V262H243ZM251 264H253V263H251Z\"/></svg>",
	"mask_w": 264,
	"mask_h": 264
},
{
	"label": "crops",
	"instance_id": "crops-1",
	"mask_svg": "<svg viewBox=\"0 0 264 264\" xmlns=\"http://www.w3.org/2000/svg\"><path fill=\"white\" fill-rule=\"evenodd\" d=\"M261 1L254 0V3ZM74 2L75 0H0V17L12 22L9 36L0 41V56L4 61V67L0 69V102L8 93L14 98H17L16 94L21 91L37 94L39 86L49 81L54 82L51 75L52 67L48 59L52 53L54 36L64 37L67 35L64 15ZM250 15L246 13L240 20L243 22H238V28H236L237 26L236 29L234 28L233 33L235 34L232 33L229 38L231 43L238 37L251 34L249 33L252 30ZM228 43L229 40L224 41V48ZM228 47L234 48L232 44ZM242 52L245 56L250 53L247 49H243ZM178 63L180 68L184 67L182 61L178 60ZM230 70L229 68L225 73ZM228 76L246 96H264V89L254 77L245 73L236 74L233 71ZM225 85V80L220 81V92L216 96H219L221 100L224 99ZM7 114L17 115V113H6V110L0 108V117L7 116ZM101 163V161H94V164ZM218 195L228 196L230 194L218 193ZM40 228L41 224L32 225L33 232L28 234V238L33 234L31 244L37 243V230ZM39 243L44 242L40 240ZM37 259L39 260V258ZM116 259L127 264H142L145 260L151 264H170L171 262L166 248L161 243L145 239L136 241L112 257V260Z\"/></svg>",
	"mask_w": 264,
	"mask_h": 264
},
{
	"label": "snow or ice",
	"instance_id": "snow-or-ice-1",
	"mask_svg": "<svg viewBox=\"0 0 264 264\" xmlns=\"http://www.w3.org/2000/svg\"><path fill=\"white\" fill-rule=\"evenodd\" d=\"M142 264H151V262L145 260V261L142 262Z\"/></svg>",
	"mask_w": 264,
	"mask_h": 264
},
{
	"label": "water",
	"instance_id": "water-1",
	"mask_svg": "<svg viewBox=\"0 0 264 264\" xmlns=\"http://www.w3.org/2000/svg\"><path fill=\"white\" fill-rule=\"evenodd\" d=\"M32 238H33V234H31V236H30L29 240L31 241V240H32Z\"/></svg>",
	"mask_w": 264,
	"mask_h": 264
}]
</instances>
